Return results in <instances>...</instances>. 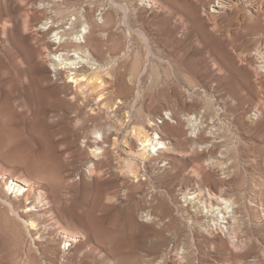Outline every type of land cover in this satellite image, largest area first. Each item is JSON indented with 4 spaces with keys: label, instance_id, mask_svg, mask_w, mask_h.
<instances>
[{
    "label": "rangeland",
    "instance_id": "obj_1",
    "mask_svg": "<svg viewBox=\"0 0 264 264\" xmlns=\"http://www.w3.org/2000/svg\"><path fill=\"white\" fill-rule=\"evenodd\" d=\"M32 1L43 7L44 0H0V137L8 138L0 142V198L39 227L29 234L0 200V264H264V162L255 167L264 158V68L256 55L264 0L218 12V0H57L67 29L82 30L90 12L101 26L103 63L116 68L104 88L84 89L82 115L63 92L62 107L49 93L70 79L25 55L54 40L37 30V13L24 27ZM112 90L113 109L104 106ZM137 128L158 133L165 153L143 157ZM99 129L106 152L95 157ZM13 178L36 184L28 199L12 189ZM220 197L232 209L248 205L243 225L213 210ZM58 226L77 235L70 249Z\"/></svg>",
    "mask_w": 264,
    "mask_h": 264
},
{
    "label": "bare ground",
    "instance_id": "obj_2",
    "mask_svg": "<svg viewBox=\"0 0 264 264\" xmlns=\"http://www.w3.org/2000/svg\"><path fill=\"white\" fill-rule=\"evenodd\" d=\"M238 1L239 0H218V4L215 6V9H217L216 12L225 9L229 5H231L232 3L238 2ZM143 2H145V4L146 3L147 4H149V3L153 4V0L152 1L151 0H145ZM24 3H27V2L25 1ZM28 5H30V6H28ZM28 5H27L28 7H30V8L32 7V12H31V14L28 13L26 15L25 21H24V27L25 28L30 27L29 23H31V20L33 19L34 15L36 16V13H37V14H39V15H41L43 17L42 19L44 21V22L41 21V23H39L40 27H38L37 30L42 33L43 37L44 36L48 37L49 35L54 34V40H52V41H44L43 40L40 43V48L39 49L37 48L38 49L37 51L32 49L31 47H27L26 50H25V55H26V57L29 60H31L34 56H37L39 59L45 60L46 63L49 64V68L50 69L52 68L51 71L52 72L54 71L56 73V76L59 78V80H62L63 77H65L66 80L70 79V81H67L66 84L64 86L60 87V88L59 87L50 88V86H51L50 85L49 86V93L54 98H56V100L54 101V105H56L58 107H60V106L62 107V106L65 105V103L60 101L59 100L60 98L58 99L57 96H58V94L60 92H63L64 95H66L67 97L70 98V100H72L74 103H77V105L79 107V112L81 114L82 110L88 104V101H89V100L87 101V96L88 95L86 96V94H87V92L85 91L86 88H88V87H91L93 89H102V88H104L105 85H106L105 76L109 75V76L114 77V73L116 71L114 62H111L109 65L107 64L108 66L105 63H103V60H102L103 59V55L101 53V50L103 48L100 50V47H104L105 43L103 45L102 34L101 33L100 34L97 33L98 31H100L98 29L101 26H99L98 24H96V22H94L92 20V15L90 14V12H86V15H84V17L86 19H85L84 24H83V26L81 28L82 30L76 31L75 27H73V24H70L72 26L69 29H67L66 26L67 25L69 26V22L65 21V18L63 16L64 12L61 11V10H58V8H57L58 1L57 0H44L43 7L40 8V9L38 8L37 3L35 1H32V3L30 2ZM28 12H29V10H28ZM32 21H34V20H32ZM39 25H37V26H39ZM10 28H12V27H10ZM6 29L8 30L7 26H6ZM47 37H44V38H47ZM6 39H7L6 40L7 43H11V40H10L11 38L8 37ZM36 41H37V39H36ZM256 55L258 56V59L260 60L259 61L260 67L264 68V48H259L256 51ZM22 57H24V56L22 55ZM24 62H25V60H24ZM25 64L23 63V65H25ZM118 80L119 79H115L116 82H118ZM45 81L47 82V84H52V82L50 81L49 77H45ZM42 82L44 83V80ZM70 83H75L76 84V87L78 88L77 93L69 91V85L68 84H70ZM124 86H125V84H124ZM125 90H126V88H125ZM116 95H117L116 91H113L111 97L109 99H107L108 102L106 104L104 103V106L106 105L109 108L110 104H112L111 108L113 109V107H115L116 104H118L115 101L116 98L113 100L114 96L116 97ZM97 98H98V96H97ZM99 98H100V100H102L104 98V95L100 94ZM120 103H121V101H120ZM80 107H82V108H80ZM112 109H110V111ZM91 110H93V109L91 108ZM86 120L83 121L84 124L86 123ZM187 120L189 121V123L192 126V128H194V130L196 131V128H197L196 127V125H197L196 119L192 116V117H188ZM0 122H1V116H0ZM137 129L134 130L135 132H133V133L136 134V136L138 138V141L141 142V145H142V156L143 157H147V155H151V154H155V153H163L164 154L165 153L164 150L168 149L167 143L165 141H163V139L159 136L158 133L150 134V133H148L147 131H145L143 129H138V130ZM99 130L95 131V133L100 135L101 141H98L96 144H94L92 146L94 148V151H92V155H94L95 157L98 156V153H100V152H103L102 154H104V155H105V152H106V150L104 149V146H103L106 143V137L104 135L105 132H101V130L100 131ZM212 131H214V130H212ZM7 139H6V137L5 138H1L0 137V142L8 141ZM199 139H203L202 135H200ZM213 141H215V140H213ZM199 145H201V144H199ZM258 150H255V151L257 153H259ZM37 155H38V157L40 159H42L45 156H47V154H45V153H39ZM37 155H34V156H37ZM263 159L264 158H257L256 159V166L255 167L259 171L261 170V166H263V165H261L264 162ZM253 165H255V164H253ZM133 167L134 166L132 164L129 166L131 171H133ZM251 167H253L252 164H251ZM196 169H200V168H196ZM228 169H229V167H228ZM234 171H236V170H234ZM257 173H258V171H257ZM12 182L13 183L11 184V187H12V189H14L16 191V194H18V192H20V191H23V195L22 196L26 197L27 199H28V195L26 193L29 190L33 192L34 189H35V185H36L35 183H31V182H29V181H27L25 179L22 180L20 178H13ZM262 184H264V180H263ZM13 185H14V187H13ZM6 186H7L8 190H9L8 183H7ZM53 187H56L57 190H60L61 184L57 183ZM24 188H27V189L25 190ZM38 198H39L40 204L43 203L44 199H43V196L41 194H39ZM235 199H238V198L236 197ZM0 200H2L3 203L6 204L10 208V210L12 212H14V214H16L21 219V222L25 225V227L28 230L29 234H31V233L33 234L34 232H32V231H37L38 230V227H39V224L37 223L38 221L33 219L32 215H28V217L26 216L27 217L26 218L25 214L21 216V215H19L18 212L16 213V211L14 209V206H13V203L10 201L11 199L9 197H7V196L4 199L0 198ZM217 201H218L219 207H217V208L214 207L213 210H218V211L220 210L221 213H218V214H222V219L225 220L226 218L229 217L230 220H231V222H229V223L233 224L234 226L237 225L236 227H239L240 225H238V224H241L242 221H243L242 225L244 224V219L246 217V214H244L245 216H243L242 215V210H247L248 209V205L242 204L243 202L242 203H237V201L235 200L236 203H237L236 205H238V206L236 208L233 207V209H232L231 206H233L234 203L232 202L231 199H225V198L223 199V198L220 197V198H217ZM240 202H241V200H240ZM35 209H36V207H31V208H29L28 211H33ZM230 209H232V210L230 211ZM240 214H241V216H240ZM226 215L228 217H226ZM216 216H217V221H219V219H220L219 215H216ZM250 216L252 217V215H250ZM22 217H24V218H22ZM221 223H224V222H221ZM235 229L237 230L238 228H235ZM59 231H60L61 234H63V236L65 238V240H64L65 244L70 243V245H69V249H70L71 244H74V242L76 241L77 235L71 234L70 231H68V229L65 228L64 226H60L59 227ZM237 232L238 233L240 232V234H241V230L235 231L234 234L232 233L234 235L233 240H234V238L235 239L239 238V234H237ZM243 242H245V240ZM249 242L250 241H248V243ZM235 244H237V242ZM244 248H245V246H244ZM248 248H250V246H248ZM245 255H244L243 259L245 258ZM241 256H238V255L234 256L235 257L234 260L236 262L239 261V260H242ZM235 261H233V263ZM156 264H160V263H156ZM164 264H167V263L165 262ZM240 264H242V263H240Z\"/></svg>",
    "mask_w": 264,
    "mask_h": 264
}]
</instances>
